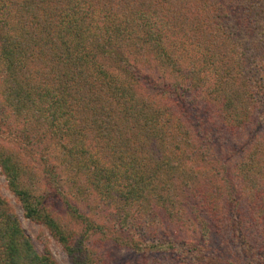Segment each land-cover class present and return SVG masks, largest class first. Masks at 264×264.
I'll return each instance as SVG.
<instances>
[{
	"label": "trees",
	"instance_id": "obj_1",
	"mask_svg": "<svg viewBox=\"0 0 264 264\" xmlns=\"http://www.w3.org/2000/svg\"><path fill=\"white\" fill-rule=\"evenodd\" d=\"M0 170L69 264H264V0H0Z\"/></svg>",
	"mask_w": 264,
	"mask_h": 264
},
{
	"label": "rangeland",
	"instance_id": "obj_2",
	"mask_svg": "<svg viewBox=\"0 0 264 264\" xmlns=\"http://www.w3.org/2000/svg\"><path fill=\"white\" fill-rule=\"evenodd\" d=\"M39 171V169H38ZM0 195L7 201L9 204L13 215L16 217L17 221L20 224V227L23 231L30 237L33 242L34 247L37 251L42 250L43 243L46 244L52 259L57 264H69L67 257L62 250L61 246L52 238L47 232V229L41 223H35L26 218L23 215V210L20 206L17 198L12 194L8 189L6 180L0 170ZM49 203L53 207L57 214H64L66 209L64 207L60 208L59 203L56 199L49 197Z\"/></svg>",
	"mask_w": 264,
	"mask_h": 264
}]
</instances>
